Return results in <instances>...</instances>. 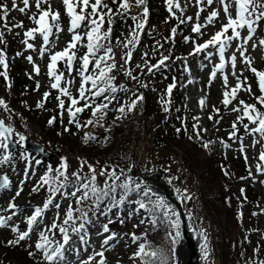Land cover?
<instances>
[{
    "label": "snow or ice",
    "instance_id": "1",
    "mask_svg": "<svg viewBox=\"0 0 264 264\" xmlns=\"http://www.w3.org/2000/svg\"><path fill=\"white\" fill-rule=\"evenodd\" d=\"M22 7L17 3V0H11V5L0 2V29L6 30L8 33H12L14 28H24L23 22H18L9 26L8 20L10 18V11H18L21 14L28 15L32 8H35V12L32 15H28V19L35 25V27L29 28L24 31V39L21 41L25 50L38 51L41 59L48 53L49 63L47 65V77L50 82V88L57 91L58 95L55 99L58 101V108L61 110V116L66 110L68 113V123L74 124L75 127L80 130L89 126L103 127L102 121L108 111L111 110L110 106L117 100V92H131L135 99H131L129 102L120 104L115 110L120 113L116 119L119 120L126 112H132L139 103L144 100L142 93L138 94L137 89H131L126 84H116V73H123L124 77L137 81L140 87H147V84L139 81V76L133 75V69L129 66L133 59V52L140 44V36L144 31L147 18L149 16V9L146 7V0H135V7L141 9L138 14H131L130 8L133 5L129 0H111V4L116 5L114 9L105 2V0H62L64 14L68 17L67 31L71 34V40L67 43L66 47L61 51H52L55 47L56 41L59 39V34L64 31L61 24V12L54 10L49 3V0H20ZM192 0H189L191 3ZM197 7L195 17H184V9L181 6L179 0H165L167 10L169 14L178 19L180 24L187 23L189 21H197L192 24L191 31L198 37L205 35L204 29L209 25L214 26L217 21H220L221 15H223V21L221 26L209 39L203 43H197L196 40L190 37H184L185 43L192 44V51L188 53V56L196 57L201 53L204 54V60L208 63H213V57L218 58V63H213L212 69L209 73L208 85L211 86L212 82L217 79V74L220 73V78L223 81L224 92L221 104L225 109L229 108V105L233 104V101L237 100L238 93L244 91L252 96L254 103L248 104L244 100H239L237 106L231 108L232 112L238 113L236 120L232 124V131L229 133V139H235L240 141V152L245 154V160L248 157L246 155V148L243 144V137L238 136V125H242L245 132L253 137L252 146L255 147L259 144L260 152L258 156V163L256 164V172L264 175V70H258L253 67V58L248 54V46L251 42V48L264 49V39H260L257 42L254 41V36L257 33L258 28L264 26V0H194ZM217 5L212 8L211 6ZM208 8V15L203 17L204 23L201 24L198 21L201 19V13ZM177 10L180 15L177 16ZM130 18L133 21L132 27H130L129 33L123 40L117 39L116 46L121 48V55L119 60L117 59L114 47L112 45L113 25L116 19ZM107 25V27H105ZM0 30V44L6 45L5 31ZM242 31H246V35H242ZM177 33V28L171 29L169 37L165 38L166 43H170ZM18 34V33H17ZM39 38L42 42L39 49L36 48L34 43L29 41H36ZM86 40V43L82 44V41ZM233 42H236L233 45ZM82 46L86 49L84 55L77 57V50ZM235 51L226 56V52L229 48L233 47ZM163 48V44L157 42L155 51ZM211 49V50H210ZM237 53L239 54V61L243 63L247 70L250 71L256 78V84L258 86L259 94L253 93V88L248 82L247 77H243V72L239 74L236 72L237 68ZM21 55V53H17ZM148 53H144L141 57L143 64H137L136 68L141 73L146 72L149 75H154L155 72L168 68V61L172 60V55H161L156 63H149ZM28 62L32 64L33 72L35 75H40V67L34 62L33 57L28 55L26 57ZM176 59H181L176 57ZM79 60V65L74 68L75 62ZM122 61L123 63H120ZM174 62V61H173ZM62 63L65 72L59 70L58 64ZM227 65L231 66V75L235 77L236 84L234 87L229 85V76L225 74V68ZM0 66L5 71L0 72V76H4L7 79L8 64L5 59V52L0 49ZM207 65L201 63L200 67L203 70ZM75 70L76 76L79 77V88L77 89L78 96H73L71 93V86L74 83L75 78L72 73ZM183 71L190 75L191 70L188 64L187 57L183 58ZM31 79L32 76L29 75ZM194 81L189 79L188 84H192ZM176 87V80L173 78L166 90V99L162 98L161 103L165 112L169 111V105L171 104V96L173 89ZM40 84L37 82L36 90H39ZM50 96V92H44L43 98L46 101ZM69 101L67 107L65 106V99ZM83 101L82 106H78ZM201 110L205 107L206 100L204 98L198 101ZM37 108H43V102H38ZM0 108L8 113L9 118L13 115L12 110L9 108L5 100L0 99ZM91 109V116L94 119H88L83 123L79 120L78 114L84 113L86 110ZM179 111V109H177ZM213 113L219 115L220 109L213 107ZM194 120L198 121L199 116H194ZM209 120H213V116H208ZM245 121H247L245 123ZM55 122V117L48 120V124L51 126ZM219 123V121H215ZM193 131L197 139H201L200 125L194 123L192 125ZM186 130V129H185ZM67 131V129H65ZM181 129H177L179 133ZM206 131V129H205ZM18 136V140L14 141L13 137ZM96 137L85 133L84 140H95ZM192 139V137H189ZM26 137L15 131L11 123H6L5 119H0V166L10 163L13 156L10 149H14L17 145L23 149L24 141ZM209 143H204V148L209 147ZM221 144L227 148L229 147L224 141ZM43 152V149H40ZM20 157L29 160L26 151L20 152ZM36 164H40L39 159L35 160ZM86 162L81 164V169L85 167ZM88 174L81 175L80 171L72 172L70 175L73 178L69 179L68 163L66 158H62L57 168H47L46 174L43 175L39 183L33 187L32 192H38L41 188L46 187L48 192L47 198L43 202V206L36 207L30 216L26 219V230H21L18 226L10 225L9 221L13 217L19 215L18 206L15 204L14 199L10 201L7 208L0 209V212H8L9 215H0V228L10 227L12 233L16 234L14 240L7 241L9 246L19 245L21 241L30 238V234L34 230H39V238L35 243V249L41 254L43 264H66V253L72 249L73 235L79 238L80 243L87 245L88 240L86 237L88 233L86 231V225L90 223L89 212L95 214L100 210L102 204L105 205L106 210L102 213L107 216L113 208H118L121 204L125 203V198L130 193H140L141 186L139 183H135L132 177H125L123 180V170L120 174H117L115 170L101 169L100 176L106 177L103 182V186L97 185V171L91 166L87 165ZM27 176L28 173L26 172ZM225 175H228L225 172ZM251 177V172L249 173ZM24 181H20L23 184ZM135 183V187L132 185ZM264 183V181H261ZM10 187V180L7 176L0 177V190H7ZM69 189H71L69 191ZM120 190L119 199L116 198L117 190ZM21 189H18L15 193L16 197L21 195ZM243 192V190H242ZM177 196L181 201L190 200V196L186 192H181L180 189H176ZM62 199L74 198L76 208L72 207L70 203L68 209L64 214L62 223H57L59 215L54 219L50 226H45L41 229L40 225L44 219L45 213L49 210L50 206L56 209L60 208L59 203H55L57 195ZM152 190H143V200L137 201L139 209H145L148 204L152 207L149 208V213L153 219L151 221L153 227L157 224L155 214L158 210L161 213V220L166 221L173 233H169L172 239L173 246L178 242L180 236V217L176 210L167 204L166 201L157 197L155 201L151 199ZM86 201H92L91 207L88 211H84L80 208V205ZM144 201H147L146 204ZM79 215H74V213ZM256 215V213H253ZM79 222V223H78ZM123 223V220L120 221ZM145 220H141V223H145ZM113 223L109 219L108 224L103 225L102 231L98 233L103 235L109 233V224ZM58 231L61 241L56 242L53 239L55 232ZM203 236V233H201ZM116 238L115 233H110L104 236L101 241V251L94 252L92 256H89L87 260H84L82 264H106L105 252L111 247L110 241ZM133 243L141 238L135 234L131 235ZM205 255H207V245H202ZM145 243H139L138 249L134 253L132 259L139 258L141 264H168V258L163 251L146 250ZM258 251V249L256 250ZM30 256H35L30 252ZM99 257V260H96ZM257 264V262H253ZM258 264H264V260L258 261Z\"/></svg>",
    "mask_w": 264,
    "mask_h": 264
},
{
    "label": "trees",
    "instance_id": "2",
    "mask_svg": "<svg viewBox=\"0 0 264 264\" xmlns=\"http://www.w3.org/2000/svg\"><path fill=\"white\" fill-rule=\"evenodd\" d=\"M106 2L114 9L116 8V5L111 4V0H106ZM129 2L133 5L129 10L130 13H140L138 8L135 7V0H129ZM146 7L149 9V16L144 31L140 36V44L133 52V59L129 66L134 70L133 75L139 76V81L147 84V87H140L137 81L124 77L122 72L116 73L115 83H123L131 89L144 92L146 96V113L149 116V120L146 121L145 125L139 126V128L145 131L146 140L154 146L153 150H146L142 153L139 152L140 150H136L134 153L131 152L130 131L121 124L123 115L119 120L116 119L117 116L121 115L115 110L120 106L117 100L113 102V105L110 106L111 110L105 115L102 121L103 127L89 126L78 130L74 124H69L68 122L63 124L60 120L61 110L58 108V101L55 99L56 95L52 91H47L50 92V96L46 101L44 100L43 93H39V90H36L34 82L28 79L23 72L22 60L17 59L18 51L14 44L6 39V45L0 44V49L5 52V59L8 64L7 79L4 76H0V99L1 95H4L6 103L11 105L10 109L13 115L9 118L8 113L2 108H0V113L10 122H15L24 129L27 124L35 126L40 132L38 137L40 143L54 152L58 156L57 160L63 155L74 156V158L67 159L70 180L73 179L70 174L75 171H80L82 176L87 175V165H91L97 171V185L101 187L106 179V177L99 175L101 169L115 170L117 174H120L121 170H123V175L121 176L123 180L125 177H129L127 172L129 164L139 163L143 168H150L154 165L159 166L161 165L160 162L168 161L167 150L169 146L177 147L185 153L191 162L193 161L194 164L206 169L202 187L205 189L217 215L226 214L227 216L224 228L219 231L216 230L215 233L212 230L209 232L206 223L209 221L194 213L192 221L194 226L208 233L210 245L209 263L253 264V262H257L258 264V261L264 260V238H258L259 230L255 215L250 212L249 216L244 219L245 224L242 225V220L238 217L237 211L240 205L249 210L253 209L254 212L256 211L255 206L261 204L259 198L243 184L239 185L240 193L237 194L235 184L236 182H241L239 175L247 174L245 165L242 162L235 161V159L230 161L213 159L210 145L208 148L202 146L207 142L200 130L201 139L196 138L191 120L182 106L179 82L182 74L183 58L187 57L188 59V48L192 46L191 43H185L184 37L187 36L194 39V34L185 23L180 24L178 19L173 18L169 14L167 6L163 5L161 1L149 2ZM179 15V10H177V16ZM132 22L130 18H118L113 25L111 40L118 60L122 50L116 46V40H123L128 35L130 27L133 26ZM173 27L177 28L175 38L170 43H166L165 38L170 36ZM158 41L163 44V48L154 52ZM144 53L149 54V63H156L161 55H169V53L172 55V60L167 62L168 68L166 70L162 69L155 72L154 75H149L146 69L144 73H141L136 68L137 64H143L141 57ZM176 57L181 59H176ZM120 63L123 62L120 61ZM3 71L5 69L0 66V72ZM173 78L176 80V87L173 89L169 111L165 112L161 100L162 98H167L165 90L172 83ZM37 94H41V96L34 97ZM38 102H43L44 107L37 108ZM65 104H68V102L65 101ZM52 105H54V108H52ZM53 117H55V122L50 126L48 120ZM78 118L82 123L88 119H94L91 116V109L78 114ZM178 128L181 129L179 133L177 132ZM85 133L95 136L96 139L86 142L84 140ZM189 137H192V139H189ZM156 148H162L164 151L159 153L160 151ZM59 161H53L49 167H59ZM84 162H86L85 167L81 169L80 166ZM73 165L74 168L77 166V170L73 169ZM49 167L45 164V168ZM231 167L237 169L236 174L232 173ZM39 169L43 170L44 175L46 174V170L42 165L39 166ZM224 170H226L228 175H225ZM135 183L139 182L135 181ZM135 183L132 185L133 187H135ZM40 190L47 192L45 187ZM143 190L141 187L139 194L136 192L130 193L122 205H133L135 204L133 202H136V206L133 209L137 211V201L144 199L142 196ZM119 193L120 190L118 189L117 199H119ZM151 199L155 201L152 197ZM144 202L148 204L147 201ZM184 202H186L185 206H187V201ZM107 203L106 200L105 204H102L100 210L95 214L89 212L90 220L101 221V218L104 220L106 216L102 213L106 210L105 205ZM91 205L92 201H86L80 205V208L88 211ZM151 207L152 205L148 204V207L143 209L146 212L142 216L143 220L144 217L151 216L149 213V208ZM117 210L118 208H113L108 213L110 215L108 220L118 221ZM140 210L142 209L137 212ZM74 215H79V213H74ZM140 224L142 225L143 223L140 222ZM158 228L160 229L151 230L152 241L155 245L153 246L154 250L163 251L168 258V264H172L171 242L168 237L171 228L168 224L166 226L159 225ZM216 238L218 240L213 242ZM214 246L216 247L214 248ZM257 249L258 251H256ZM14 250L13 248L10 252L13 253ZM8 258L9 254L6 260ZM137 264H141L140 259H138Z\"/></svg>",
    "mask_w": 264,
    "mask_h": 264
},
{
    "label": "rangeland",
    "instance_id": "3",
    "mask_svg": "<svg viewBox=\"0 0 264 264\" xmlns=\"http://www.w3.org/2000/svg\"><path fill=\"white\" fill-rule=\"evenodd\" d=\"M51 1L52 0H49V3ZM161 1H163V3L166 5L165 0H161ZM179 2L181 3V6L183 7V9H186L185 18L189 16L195 17V13L198 10L195 4L194 5L190 4L189 0H179ZM8 4L11 5V0L8 1ZM51 6L54 10H58L60 12L64 10L62 0H58V3L55 4V6H53V4H51ZM216 6L217 5L214 4L211 7L214 8ZM33 11H35L34 7L32 8L31 12ZM208 11L209 9L206 7L205 11L201 13V19L198 21L199 23L201 24L204 23L203 17L208 15ZM23 15L24 14H21L20 12L18 13L14 12L13 17H12V14H10L11 17L8 20L9 26L12 25V21H14L15 19ZM221 21H223V15H221L220 21H217L214 26L209 25L206 29H204L205 31L204 36L198 37L195 34V37L199 40V41L196 40V42L203 43L204 41L209 39L212 34H214L217 30H219L221 26ZM194 22H197V21L193 20L187 23L190 24L189 25L190 27L192 26ZM61 24L64 28V31L59 34V39L56 41L55 47L52 48L53 52L63 50L66 47L67 43L71 40V36L69 37L70 33L67 31L66 23L61 21ZM242 35H246V31H243ZM21 40H23V38H21ZM255 40L259 41L260 39H255ZM235 43L236 42H233V45H235ZM35 46L37 49H39L40 44L35 45ZM188 51H192V46H190ZM234 51H235L234 46L229 48L228 51L226 52V56L231 55ZM35 52L37 53L34 57L35 60L34 59L33 60L34 62L38 64L40 63L39 59L41 58L39 56V52L38 51H35ZM248 54L253 58V67L259 70L261 68L260 66H261L262 58H264L262 56V49L259 47L256 49H252L251 42H250L248 46ZM46 55H48V53L45 54L43 61H42V65H45L46 63ZM203 57H204V54L201 53L199 56H196V57L190 56L187 59L191 73L190 75L185 72L183 73L179 86L182 91L183 106L185 110L188 112V115L191 118L192 122L198 123L200 125V129H202L204 133L206 134L205 136V138L207 137L206 140L210 139L212 142L219 143L220 141L217 138L219 137V134H218V131H220L219 126H216V123H215L216 119L214 117H213V120H209L208 116L216 115L212 111L213 107L219 108L220 109L219 115L220 117L223 116L224 112L222 114L221 109H223L224 106L221 104V100L223 99V92L225 89L223 86V81L220 78L221 76L220 73L217 74V79L214 80L211 86L209 87L208 85L209 73L212 69L213 63H218L219 61H218V58L214 56L213 63H208V61H205ZM237 57H238V60H237L236 72L239 74L242 71L243 76L250 75L249 73H247L248 70L246 66L239 61L238 53H237ZM201 63L207 65L203 70H201V67H200ZM231 72H232L231 66L227 65L225 68V74L229 76L230 87H234L236 84V79L235 77L231 75ZM251 78L252 79L254 78L253 74ZM189 79H192L194 82L192 84H188L187 81ZM241 95L242 93H238L237 100L233 101V104L229 105L228 109H225L226 116L229 115L228 120H231L232 117L238 116V113L232 112L231 108L234 106H237L239 103V100H243ZM202 98L206 100V104L203 110H201V107L199 106V103H198V101ZM1 99L5 100L3 96L1 97ZM244 101L248 104L254 103L253 99H249L248 101L244 100ZM194 116H199L200 119L196 121L193 119ZM28 130H29V134H36V136H38V132H37L38 130L34 129L32 126H29ZM15 131L20 133L19 130H15ZM16 140H18V136H16ZM2 154L3 153L0 152V155ZM13 161L15 164L12 166L10 170H14V172L11 173V171L5 167L3 171H0V177L7 176L11 180L10 187L0 194V209L7 208L8 203L12 201L13 198H15L14 202L18 206L20 214L13 217L12 220L9 221V224L18 226L21 230H26L27 217L32 214V211L36 207L43 206V202L48 195L46 192H43L46 195L40 194L39 192L40 190L35 193L32 192L31 187L33 183L30 184V180H32L31 175H33L32 170L29 173V175L27 176L25 175L26 172L28 173L27 168L30 166L31 162H24L25 160L22 157H20L19 153L14 155ZM73 169L77 170V166L74 168V165H73ZM20 181H24V183L20 184ZM21 188H22L21 195L19 197H16L15 196L16 191ZM257 189L260 190V192L262 193L264 197V189L262 187H258ZM63 200H64V203L61 201V199H58L57 201V203L61 205L59 209H56L50 206L49 210L45 213L44 219L40 225L41 229L45 228V226H50L52 222L54 221V219L57 218V215H59V219L57 220V223H62L64 214L67 210L66 207L68 205L67 204L68 201L66 202V199H63ZM9 214L10 213L8 212H0V215L7 216ZM107 219L108 217L105 218V220ZM103 225H105V223ZM120 225L121 226L119 228L122 229L123 223H120ZM102 228H100L101 230L99 231L98 230L92 231L90 228L86 226V231L88 233V236L86 237V239L88 240L87 245L80 243L79 238L76 235H73L72 239L73 241H75V243L73 244L72 249L66 253V264H82V262L84 260H87L89 256H92L94 252L101 251L102 250L100 247L101 241L103 240L104 236L109 235L111 233L109 232V233H104L103 235H99L98 233L102 231ZM109 229L111 231L110 227ZM15 237H16V234L11 232L10 227L0 228V264H43L41 254L37 252L35 249V243L37 242L39 238V230H34L30 234V238L24 241H21L19 245H16L14 247L9 246L7 244V241L14 240ZM121 237H125L129 239V227L122 230ZM137 237L140 238V236H137ZM53 239L56 242L61 241V237L58 231L55 232ZM123 240L124 239L122 238L116 237L110 243L111 247L109 248V250L105 252V257H104L106 260V264H137L138 259H132V257L138 249L139 242L136 244H130V246L126 249L117 247L116 244L117 243L121 244ZM13 248L15 250L13 253H11L10 250H12ZM123 250L128 251V254L121 252ZM30 252L34 253L35 256H30L29 255ZM8 254H9V258L6 260V257H8ZM10 256H13V257L10 258ZM96 260H99V257H96Z\"/></svg>",
    "mask_w": 264,
    "mask_h": 264
},
{
    "label": "water",
    "instance_id": "4",
    "mask_svg": "<svg viewBox=\"0 0 264 264\" xmlns=\"http://www.w3.org/2000/svg\"><path fill=\"white\" fill-rule=\"evenodd\" d=\"M16 149L17 146L10 149V152L12 153ZM40 149L44 150L41 145L26 138L22 150L29 155L35 154L44 161H49L50 158L54 157L52 153L45 150L41 152ZM132 176L138 178L147 189H151L152 196L163 198L167 204L176 210L180 217V236L178 242L174 246L172 244V264H207L208 255H205L202 247L206 244V237L200 235L191 225V217L187 215L181 199L177 196L175 183L168 179L161 170L142 172L135 169Z\"/></svg>",
    "mask_w": 264,
    "mask_h": 264
}]
</instances>
